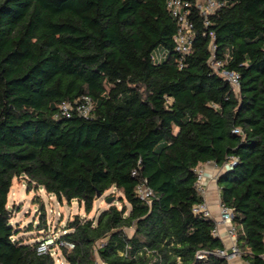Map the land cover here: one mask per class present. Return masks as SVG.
Instances as JSON below:
<instances>
[{
	"label": "trees",
	"instance_id": "obj_1",
	"mask_svg": "<svg viewBox=\"0 0 264 264\" xmlns=\"http://www.w3.org/2000/svg\"><path fill=\"white\" fill-rule=\"evenodd\" d=\"M168 1L0 0V264H229L215 219L193 208L196 167L232 160L220 198L240 256L264 264V0H220L207 16L191 0L185 55ZM212 44L238 87L212 67ZM83 95L88 116L61 113ZM21 176L87 212L98 191L120 195L41 252L12 223Z\"/></svg>",
	"mask_w": 264,
	"mask_h": 264
},
{
	"label": "built area",
	"instance_id": "obj_2",
	"mask_svg": "<svg viewBox=\"0 0 264 264\" xmlns=\"http://www.w3.org/2000/svg\"><path fill=\"white\" fill-rule=\"evenodd\" d=\"M195 5L199 9L200 13L204 16H207L208 14L214 12L218 6H220L222 3L220 0H195ZM192 5L191 0H169L168 6L173 14L174 17L177 18L179 23V29L178 33L175 36L176 42H177V50L181 51L182 54L189 53L192 45V38L194 34L193 30V22L191 18H189V9ZM214 49L215 45H211V50L213 52V56L210 59V63L214 69H217V71L223 75L226 79H228L231 84L234 87L239 86V74L236 71H229L227 69H223V61L222 60H216L214 59ZM93 98H91L89 95H83L79 101L76 102V104H72L71 102L63 101L60 104L61 113L65 115H71L72 111L75 109L79 114H82L83 116H88L91 113V110L93 108ZM240 129H235L236 132H239ZM234 164V161L227 162L224 166L230 167ZM196 173H197V182L196 186L199 191L204 196V201L202 203L195 204L193 210L196 213H202L205 216L213 217L212 210L208 204V202L205 199V194L207 191V177L205 174V168L204 166L198 165L196 167ZM136 173V170L133 171V174ZM137 194L143 198V199H149L153 196L154 191L153 189L148 185L146 179L140 181L137 184L136 187ZM219 210H220V219L215 220V228L214 232L218 235V225L220 223H224L228 225V232L231 237L234 238V242L232 246L228 248L219 249L218 253L226 258H230L234 255H240V249L237 246L236 243V227L233 222V210L231 207L226 205L221 199L219 200ZM57 237L51 236L47 239L41 241L39 243V250L41 252H48L50 249V246L55 243ZM61 245H65L68 248L75 247V244L70 241H63L61 240ZM52 254L55 253V251L51 252ZM58 264H64V262L61 260V258L58 259Z\"/></svg>",
	"mask_w": 264,
	"mask_h": 264
},
{
	"label": "rangeland",
	"instance_id": "obj_3",
	"mask_svg": "<svg viewBox=\"0 0 264 264\" xmlns=\"http://www.w3.org/2000/svg\"><path fill=\"white\" fill-rule=\"evenodd\" d=\"M157 52V51H156ZM24 176L15 177L9 193L8 206L12 209V223L20 230L19 235L29 237L30 241H43L48 237L58 235L63 231L69 219L75 215L98 217L100 212L108 205L107 195L116 199L120 195L117 189H111L106 194L97 197L93 209L87 212L79 200L69 202L60 200L55 194L48 193L43 188L27 186ZM118 204L121 203L118 201ZM45 208V211H44ZM45 215L43 216V213ZM57 248L54 247L53 251ZM61 260L66 264L64 259Z\"/></svg>",
	"mask_w": 264,
	"mask_h": 264
},
{
	"label": "crops",
	"instance_id": "obj_4",
	"mask_svg": "<svg viewBox=\"0 0 264 264\" xmlns=\"http://www.w3.org/2000/svg\"><path fill=\"white\" fill-rule=\"evenodd\" d=\"M205 168V174L207 177V191L205 194V199L208 202L213 218L217 221L220 219V210H219V200L220 198V189L217 182V176L224 169V166H218L214 161H208L202 163ZM218 235L221 236V239L225 245V248H230L234 242V238L229 235L228 225L220 223L218 225ZM229 264H250L248 260H245L240 255H234L230 258H227Z\"/></svg>",
	"mask_w": 264,
	"mask_h": 264
},
{
	"label": "water",
	"instance_id": "obj_5",
	"mask_svg": "<svg viewBox=\"0 0 264 264\" xmlns=\"http://www.w3.org/2000/svg\"><path fill=\"white\" fill-rule=\"evenodd\" d=\"M97 196H98V197L101 196V192H100V191L97 192ZM107 199H108V200H107L108 202H110V201L112 200L111 198H107Z\"/></svg>",
	"mask_w": 264,
	"mask_h": 264
}]
</instances>
